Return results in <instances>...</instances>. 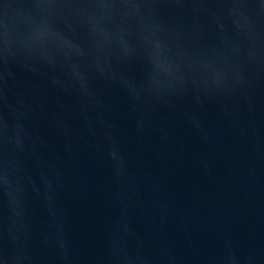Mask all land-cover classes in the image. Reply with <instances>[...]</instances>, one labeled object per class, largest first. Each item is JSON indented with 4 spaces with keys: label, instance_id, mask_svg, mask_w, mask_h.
Masks as SVG:
<instances>
[{
    "label": "water",
    "instance_id": "95a60500",
    "mask_svg": "<svg viewBox=\"0 0 264 264\" xmlns=\"http://www.w3.org/2000/svg\"><path fill=\"white\" fill-rule=\"evenodd\" d=\"M0 264H264V0H0Z\"/></svg>",
    "mask_w": 264,
    "mask_h": 264
}]
</instances>
